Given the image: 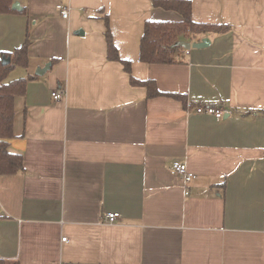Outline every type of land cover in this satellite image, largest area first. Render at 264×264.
Wrapping results in <instances>:
<instances>
[{
  "label": "crops",
  "instance_id": "1",
  "mask_svg": "<svg viewBox=\"0 0 264 264\" xmlns=\"http://www.w3.org/2000/svg\"><path fill=\"white\" fill-rule=\"evenodd\" d=\"M190 1L193 21L231 29L182 40L210 44L174 64L139 59L147 21L183 20L153 0H14L25 11L0 14V56L30 39L28 66L7 78L27 79L9 145L24 171L0 175V258L264 264V0ZM106 19L132 75L186 103L131 84L108 59ZM206 105L223 117L196 112Z\"/></svg>",
  "mask_w": 264,
  "mask_h": 264
},
{
  "label": "trees",
  "instance_id": "2",
  "mask_svg": "<svg viewBox=\"0 0 264 264\" xmlns=\"http://www.w3.org/2000/svg\"><path fill=\"white\" fill-rule=\"evenodd\" d=\"M14 0H0V14H11ZM155 7H162L179 12L183 16L180 22L153 21L145 23L144 32L140 43L141 62L150 64H174L177 62V52L184 50L178 43L182 40L196 38L198 35L216 33L222 34L231 29L230 25L216 23H197L191 17L190 0H153ZM25 11V8L22 9ZM106 41L108 59L119 62L130 75L131 84L144 86L147 89V97L154 98L167 96L187 102V97L181 93L161 91L155 80H140L132 75V62L121 58L115 45L113 36L106 19ZM30 39L13 52H4L0 56V175H14L24 171V159L22 154L9 150L10 139L13 137V125L15 118V97L26 92L27 79L20 78L7 81L8 75L16 67H27L29 64ZM3 58H9L10 62L3 64ZM0 264H19L18 261H9L0 258Z\"/></svg>",
  "mask_w": 264,
  "mask_h": 264
},
{
  "label": "built area",
  "instance_id": "3",
  "mask_svg": "<svg viewBox=\"0 0 264 264\" xmlns=\"http://www.w3.org/2000/svg\"><path fill=\"white\" fill-rule=\"evenodd\" d=\"M58 10L61 12L63 18H67L69 15V9L65 8L63 5L59 4ZM53 97L55 100H60L63 97L62 91H56L53 93ZM197 113H207L216 116L217 118L223 117V111L212 106H199L196 108ZM171 169L174 173L178 174L182 178H184L185 182L190 183L195 179V174L191 172L186 163L181 162L180 160H174L171 165ZM119 217V213L117 212H110L105 215V218L108 222H114ZM62 240H66L63 238ZM69 264V263H63Z\"/></svg>",
  "mask_w": 264,
  "mask_h": 264
},
{
  "label": "water",
  "instance_id": "4",
  "mask_svg": "<svg viewBox=\"0 0 264 264\" xmlns=\"http://www.w3.org/2000/svg\"><path fill=\"white\" fill-rule=\"evenodd\" d=\"M13 10L16 11H21L22 7L20 6L19 3L14 2L13 6H12ZM210 44V39L209 38H203L201 41L199 42H186V41H180L178 43L179 46L185 48V49H191V48H204L207 47ZM10 62L9 58H3V64H7ZM50 67V64H48L45 68H43L41 71H38L37 74L38 75H43Z\"/></svg>",
  "mask_w": 264,
  "mask_h": 264
}]
</instances>
